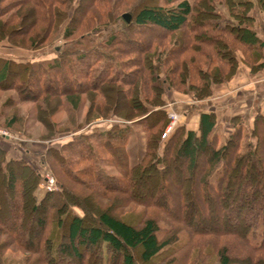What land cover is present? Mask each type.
I'll return each mask as SVG.
<instances>
[{
    "label": "trees",
    "instance_id": "trees-1",
    "mask_svg": "<svg viewBox=\"0 0 264 264\" xmlns=\"http://www.w3.org/2000/svg\"><path fill=\"white\" fill-rule=\"evenodd\" d=\"M8 1L10 0H0V34L3 36L2 40L9 41L13 46V32L16 31L21 36L28 33L27 30L9 29L6 23L11 24L15 18L29 16L34 20L36 16V20L48 26L55 25L58 29L69 22L63 35L66 41L74 40L82 28L86 29L85 20L94 7L100 9V17L106 18L108 23L115 20V24L118 21L115 25L116 28L119 27L118 30L108 34L104 45L88 50L61 49L57 53L58 57L46 65L8 60L0 76V84L14 78L19 84L15 89H19L29 81V86L25 85L24 88L29 92L36 91L41 98H45L44 104L40 105L39 115L51 127L53 124L48 106L54 104L59 109L62 104H68L76 109L84 104L81 96L92 101L89 108L99 113L92 119L115 117L123 123L104 132H76L60 148H49L45 163L51 168L61 191L46 192L41 199L36 195L41 182L39 173L24 160H9L7 152L0 148V238L7 235L19 246L28 248L33 253H41L42 259H47L46 264H55L65 254L71 255L78 264H84L87 258L80 248L87 247L96 248L100 253L97 257L94 255L93 264H153L154 261H162L170 252L176 253L174 248L166 251L175 246L179 238L177 234L168 236L165 233L169 232L170 227L164 232L158 220L148 216L136 222L124 220L109 212L98 217L87 205L68 198L69 191L61 182V175L74 181L80 179L78 184L83 186L88 185L87 182L88 186L95 185L101 194L126 195V203L159 209L172 220L177 219L179 223L192 229L193 233L222 236L220 239L224 240V244L218 247L215 243L210 244L211 253L217 256L221 264H264V194L261 196L258 189H252L248 184L247 188L251 190L248 197L235 201L231 196L242 176L249 175L250 182H256V167L264 154V112L256 116L250 132L245 131L242 118H234V132L222 145L216 133V114L212 112L200 114L198 131L187 130L178 123L164 142L161 140L162 134L171 124L169 111L165 108L169 92L194 93L197 101L211 97L214 85L229 82L237 74L240 62L248 63L244 54V59H239L235 44L254 54L249 60L253 71L261 68L262 41L255 30L256 18L250 14L254 4L247 0H225L227 3L220 0L226 4L236 24L219 26L213 22V19L217 21L221 18L216 12V0H199V4H194L192 0H160L161 3H157V0H142L130 11V22L123 18L125 14L119 16L116 11V8H122V0L116 3L111 0H88L87 6L84 4L87 0ZM31 2L35 5V13L24 15V7ZM257 6L264 14V0H257ZM205 10L209 12L205 14ZM91 19L98 18L93 16ZM157 30L159 33H156ZM90 32L88 36L96 34L98 29ZM146 32H152L150 36L156 41L147 42L144 47L138 46V42L131 39L138 33ZM176 36L179 37L177 41L174 39ZM130 43L138 47L136 52L142 53L141 59L127 58L134 52L125 47ZM202 47H212L213 54L209 55ZM221 49L227 50L225 58L221 55ZM195 54L211 61L213 70L215 62L220 63L223 71L215 69L212 75L209 69H204L197 63L193 57ZM189 62L193 63L190 68L186 67ZM171 63L174 65L171 66ZM130 68L139 69L137 71L142 72L144 80L137 82L139 79L136 76L130 80V75L133 74H129L127 69ZM191 68L195 78H192ZM66 80L72 81L74 86L63 84ZM186 84L189 85L186 87ZM54 85H58L57 90ZM183 86L185 88L180 91L179 88ZM110 87L123 100L124 95H130L134 101L123 107V111L119 110L117 103L113 107L112 101L106 96L110 94L111 90L107 89ZM148 91L153 93V98L149 97ZM90 94L101 95L107 102L97 106V101ZM141 115L145 117L134 121V118ZM129 122L139 125L146 138L144 155L133 166L130 165L127 151L132 129ZM16 125L17 120L13 117L5 128L14 130ZM252 138L256 139V143L250 141ZM206 150L209 151V156L203 161L198 181L201 190L199 206H205L210 220L215 223L220 220L218 205L225 209L231 206L236 214L228 211L226 217L228 220L237 219L232 229L220 231L204 227L192 228L194 222L201 218V213L198 201H195L193 192L189 190L182 192L180 197L181 209H184V216L186 215L182 221L170 208L173 204L171 192L165 184L163 186V182L167 180L171 164L179 159L188 160L186 169L193 172L200 169L198 157ZM81 166L84 170H77ZM105 168L117 169L118 175H107ZM19 174L23 176L17 197L19 205L15 222L8 228L5 222L11 209L7 207L4 197L9 189L16 186ZM151 174L156 177L155 192L160 190L163 194L155 201L135 199L133 194L140 188L143 179ZM101 178L105 180L103 189L97 183ZM177 178L181 184H186L188 179L180 174ZM71 207L80 208L83 216L73 215ZM49 209L51 215L54 213L53 220L49 221L44 216L37 221V242L33 246L29 240L30 230L26 225L35 215H46ZM237 227L239 230L235 229ZM162 233L165 236H161ZM227 235L228 238H223ZM66 239L69 245L65 244ZM77 243L80 247H77ZM1 248H4L2 241ZM231 251L238 255L234 256ZM198 256L195 264H207V261H202ZM0 264H4L1 253ZM37 264L42 263L37 260Z\"/></svg>",
    "mask_w": 264,
    "mask_h": 264
},
{
    "label": "rangeland",
    "instance_id": "rangeland-1",
    "mask_svg": "<svg viewBox=\"0 0 264 264\" xmlns=\"http://www.w3.org/2000/svg\"><path fill=\"white\" fill-rule=\"evenodd\" d=\"M12 1H19V0H10ZM112 3H116L119 0H111ZM139 1L142 0H122V8H116L119 12V16H122L124 14H130V11L133 9V6L136 5ZM251 1L254 4L253 10L250 12L254 18H256V22L258 17L264 14L260 12L258 6H257V0H247ZM87 1H85V6H87ZM194 4H197L199 0H192ZM225 3H227L224 0ZM7 3V4H8ZM157 3H161L160 0H157ZM216 5V12L221 16L219 20L215 21L216 24L219 26H226V25H235L236 21L230 16L228 9L226 8V4L221 3L220 0L215 1ZM199 4V3H198ZM76 5V4H75ZM35 5L34 3H28L27 6L24 7L23 14H34L35 11ZM73 11V10H72ZM115 11V12H116ZM206 12H209L208 10H205ZM71 12V16H72ZM101 11L99 8H93L90 12V15L87 16L86 22H85V28H82L77 35L75 36L74 40L72 41H66L63 38L66 26L69 22L62 25L61 29H58L55 27V25H47L46 23L36 20V16L34 20H31V17L27 16L26 18H15L12 20V23L8 24L9 29L14 31L17 30H27L28 33L17 34L18 32H13V44L14 46L7 40H2L3 36L0 34V45L4 46L5 48H0L3 54L8 55L9 57L13 59V61L16 62H29L33 64H48L52 63L57 57V53L61 49H92L95 47H98L100 45H104L107 42L108 34L112 32L113 30L117 31L118 28L115 27L117 23H113L114 21H111L108 23V20L106 18L100 17ZM132 14V13H131ZM208 14V13H207ZM97 17V20H92L91 17ZM6 19H4V22ZM81 21V20H80ZM3 22V21H2ZM108 23V24H106ZM103 24V25H98ZM106 24V25H105ZM121 24V23H120ZM122 25H120L121 27ZM29 28V30H28ZM98 29V32L94 35L88 36L90 31ZM256 30V26H255ZM150 33L152 32H146V34H137L131 37L132 40L138 42V46L143 45L145 47V43L154 42L156 41L154 37L150 36ZM156 33H159L157 30ZM83 36V38H81ZM174 39L177 41L179 39L178 36L174 37ZM172 43V42H171ZM170 43V44H171ZM157 44V43H156ZM235 44V43H234ZM238 52L239 59H244V55L248 59L247 62H240L239 68H244L243 65L247 66L249 70L252 73H256V71L252 70L251 64H249V60L252 59L251 57H254V54L252 52L247 51L245 48L238 46L235 44ZM126 48L132 49L134 52L130 54L127 58L129 59H141L142 53H138V47L132 46V44H127L125 46ZM203 51L209 53V55L213 54L212 47H202ZM222 53L221 55L224 56V58L227 56V50L221 49ZM215 51V49H214ZM252 53V54H251ZM244 54V55H243ZM188 54H186L187 56ZM191 54H189L190 56ZM207 56V54H205ZM194 59L197 61V63L200 64L204 69H209V72L213 75L215 73V69H223V66L215 62L213 69H211V61L204 60L201 55L197 56L196 54L193 56ZM212 57V56H211ZM188 57H185L187 59ZM191 58V56H190ZM189 58V59H190ZM211 60V58H210ZM189 61V60H188ZM190 63V62H189ZM259 64V63H258ZM174 63H171V66H173ZM186 65V67H192L193 63ZM257 65V64H256ZM139 68V67H137ZM238 68V70H239ZM252 68V69H251ZM193 68H191V74L193 73ZM130 75V80L133 79V77H137L139 82L144 80L142 77V72L137 71L139 69H127ZM143 70V69H142ZM186 70H188L186 68ZM223 71V70H222ZM190 72V71H189ZM239 71H237L238 73ZM136 73V74H135ZM139 73V75H138ZM227 73V72H226ZM197 75V74H196ZM237 75V74H236ZM233 76L229 82H223L217 85H214L212 90V96L209 98H206L204 100L197 101L194 93H183V92H169L167 95L166 101V109L169 111L170 116H176L177 117V124L181 126H185L187 130L193 131L191 128L194 127L192 124H194L193 118H195V115L199 116L200 121V113L202 108L205 109L206 103L208 100L214 97V90L217 86L220 87H228L234 86L235 82H233V79L236 77ZM192 78H195L194 73L192 74ZM239 76V75H238ZM239 78V77H238ZM237 78V79H238ZM17 79L11 78V81L7 80L3 84H0V135L4 136L2 133L5 132L7 135L6 141H8V152H7V158L10 159H20L24 160L27 164L30 166H34L33 168L39 173L41 177V182L39 184V189L36 192V195L39 199H41L46 192H59L61 191V187L57 183V179L55 178L54 174L52 173L51 168L48 164L45 163V155L49 148H60L64 143L68 142L72 139L73 134L76 132H85V133H91L94 130H100L102 132L110 129L112 126H115L116 124H122L123 121L119 120L115 117H107V118H100L98 120L92 119L93 117H96L99 113L95 109H90V104L92 101L87 99L85 96H81V100L84 102V104L79 106L76 109H72L70 105L68 104H62L60 108L53 106L52 104L49 107V114H51V122L53 124V127L47 125L44 121V117L42 115H39V110L41 108V104H44L45 98H41L39 94L35 92H29L27 91L24 86H29V81L23 86V88L15 89L16 86H18V82L16 83ZM18 81V80H17ZM131 83V81H129ZM63 84H65L68 87L74 86L73 82L69 80L63 81ZM232 84V85H231ZM189 84H186V87ZM58 85H54V89L57 90ZM185 86L180 87V91L184 89ZM110 89V94L106 95L107 98H109L110 101H112V106H115V103H117V106L120 107L119 110L123 111L125 106L129 103L131 104L134 100L130 97V95H124L125 100L122 99V96L120 94L115 93L114 88H107ZM19 90L21 93H19ZM150 91V90H149ZM148 94L150 98H153V93L149 92ZM36 95V96H34ZM93 99L96 102V105H103L107 102L105 100V97H102L101 95H92ZM23 97V98H22ZM117 97V100H116ZM51 100V99H50ZM64 100V99H63ZM193 102H200L204 103L203 107L199 108V105H196V107H193ZM197 104V103H196ZM128 106V105H127ZM81 107V109H80ZM124 107V108H123ZM95 108V107H94ZM200 110V111H199ZM261 111H257L252 115V120L255 121L256 116L260 114ZM132 114H135L132 112ZM194 115V116H193ZM193 116V118H192ZM15 117L17 120V125L14 130H8L5 128L7 126V123L10 119ZM144 115H141L138 118H134V121H137L139 119L144 118ZM241 118V117H240ZM197 119V117H196ZM217 119V135L220 139V145L224 144L226 139L230 136L232 132H234L233 127L224 126L223 124H219L221 118L220 116L216 115ZM243 120V126L246 132H250L253 127L254 123L249 124L247 123L248 120ZM250 120V121H252ZM197 121V120H196ZM131 123L129 122V125ZM131 136L129 139V143L127 146V151L129 154V162L130 165L133 166L140 162L142 159L145 148H146V138L145 133L143 129L136 124H131ZM82 127V128H81ZM199 127H195V131H198ZM163 135L161 136L162 142H164ZM252 143H256V139L252 138L250 139ZM163 146H161L162 149ZM209 156V151L206 150L204 153H200L198 157V165L200 166V169H197L193 172L187 171V166L189 164L188 160H181L179 159L174 164H171V169L169 170V174L166 175L167 180L165 179V182H163V186L168 188V190L171 192V199L173 204L171 205L172 213L179 217V219H182L186 217L184 216L183 210L181 209V195L184 191H191L194 194L195 201L197 202L198 206L199 200L201 198L200 193V186H199V177L201 175V168L203 167V161H205L206 158ZM264 154L262 155V161L259 163V165L256 167L258 168L255 171V177L256 182L252 183L250 182L249 175L242 176L236 184V187L234 188L231 196L232 199L235 201H238L240 198L248 197L251 193V190L247 188V185L250 184L252 189H258L259 194L262 196L264 194ZM32 163L34 165H32ZM58 169V168H57ZM77 170H84V168L81 166L80 168H77ZM105 171L107 175L110 176H117L118 171L115 168H105ZM178 174L181 176H186L187 182L186 184H181L179 182ZM23 176L21 174L18 175L16 186L13 189H9V192L5 194V202L9 209H11V212L9 214V217H7L6 226L9 228L13 225L15 222V214L16 210L18 208V201L17 197L19 194V188H20V179ZM61 182L66 186L68 189V198L72 199L74 201H78L80 203H83L87 205L92 213L96 216H101L102 213L109 212L112 215H115L117 217H121L124 220L130 221V222H136L141 218L144 217H154L158 220L160 223L163 231L165 232L168 227L169 232L168 236L171 234H177L178 241L175 246L170 247L166 251L169 252L171 248L175 249L176 253L166 254L162 261L159 262V260L154 261L153 264H195L194 261L196 260L197 256L199 255L202 258V261H207V264H221L217 258V256L214 253H211V245L212 243H215L214 245L218 247V245L224 244V240L220 239V237H216L213 235H201L197 234L196 232H191L192 229H188L184 224L179 223L177 219L172 220L170 217H168L166 214L161 212L159 209L155 208H149L144 207L138 204H134L131 202L126 203L125 196L121 194H115V193H109V194H101L98 187L94 186H88L89 183L84 182L88 185L83 186L81 184H78L79 181H74L71 179H68L64 176H59ZM156 177L154 175H149L145 179H143L140 188L137 189V191L133 194L135 199H143L146 201H155L158 200L159 197L163 194L162 192L156 191L155 192V182ZM97 183L99 184L100 189H103L105 187V180L104 179H98ZM1 184V183H0ZM118 186L120 184L118 183ZM4 191V189H3ZM4 194V192H3ZM154 194V198H153ZM261 196L259 197L261 199ZM180 209V210H178ZM201 218H199L197 221L194 222V226L192 228H213V229H219L220 231L224 229H232L234 225L236 224L237 219L228 220L226 217V214L228 211H231L233 215L236 214L235 211L232 210V207H228V209H225L224 207H221L218 205V213H219V222L215 223L210 220V215L208 211H206L205 206L202 204L199 206ZM248 211L250 208H246ZM51 210L49 209L47 214H37L34 216L33 220H29L26 227H29L30 233H29V240L32 242L33 246L36 245L37 242V221L41 220L44 216H46L47 220L52 221L53 218L51 215ZM71 212L73 215L77 216H83V211L78 207H71ZM180 221V220H179ZM238 229L239 228H235ZM172 231V232H171ZM161 236H165L164 233H162ZM27 239V237H25ZM219 238V239H218ZM223 238H228V235ZM0 241L3 242V247L0 249V253L3 256V262L4 264H37V260H39L42 264H46L47 259H42L41 253H33L29 251L28 248H24L19 246V244H16L10 237L7 235H3L0 238ZM65 244L69 245V242L65 241ZM77 247H80L79 243L76 244ZM80 250H83V254H86V262L84 264H93L94 261V255L97 257L99 256V251L96 248H80ZM179 250V251H178ZM234 256H237V252L231 251ZM206 254V255H205ZM198 256V257H199ZM55 264H78L77 261H75L74 258H72L71 255H61V259L55 262ZM102 264V263H99ZM121 264V263H120Z\"/></svg>",
    "mask_w": 264,
    "mask_h": 264
},
{
    "label": "crops",
    "instance_id": "crops-1",
    "mask_svg": "<svg viewBox=\"0 0 264 264\" xmlns=\"http://www.w3.org/2000/svg\"><path fill=\"white\" fill-rule=\"evenodd\" d=\"M256 33L262 41L261 44L263 46L260 62L262 65L261 68L256 73H252L247 66L243 65L244 68L241 66L236 77L233 79V82L236 81L234 86L230 88L217 86L214 90V97L208 100L205 109L202 108L203 111H201V113H215L221 118L219 124L229 126L230 128L232 127V120L236 117H241L245 121L249 119L247 123L251 124L252 122L253 124L254 120L251 118L252 115L258 110L264 112V15H260L257 19ZM0 48L3 49L5 47L0 45ZM3 53L0 49V76L7 66L8 60L13 61L11 56H6ZM200 102H193L192 106L196 107V105H199V108L203 107L204 103ZM193 120L194 124L192 125L194 127L191 129L195 131V127H199V116L195 115ZM5 139L7 138L0 135V148L8 152L7 148L9 144ZM32 165L34 164L32 163Z\"/></svg>",
    "mask_w": 264,
    "mask_h": 264
},
{
    "label": "built area",
    "instance_id": "built-area-1",
    "mask_svg": "<svg viewBox=\"0 0 264 264\" xmlns=\"http://www.w3.org/2000/svg\"><path fill=\"white\" fill-rule=\"evenodd\" d=\"M171 124L169 125V127L167 128L166 132L164 133L163 135V138H167V135L172 131V129L176 126L177 124V117L176 116H173L171 115ZM4 136L7 135V133L3 132L2 133Z\"/></svg>",
    "mask_w": 264,
    "mask_h": 264
},
{
    "label": "water",
    "instance_id": "water-1",
    "mask_svg": "<svg viewBox=\"0 0 264 264\" xmlns=\"http://www.w3.org/2000/svg\"><path fill=\"white\" fill-rule=\"evenodd\" d=\"M123 18H124L127 22H130V21H131V16L128 15V14H125V15L123 16Z\"/></svg>",
    "mask_w": 264,
    "mask_h": 264
}]
</instances>
